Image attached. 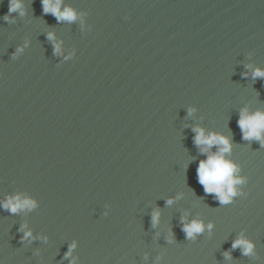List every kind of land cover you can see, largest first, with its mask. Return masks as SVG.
<instances>
[{
	"label": "water",
	"instance_id": "obj_1",
	"mask_svg": "<svg viewBox=\"0 0 264 264\" xmlns=\"http://www.w3.org/2000/svg\"><path fill=\"white\" fill-rule=\"evenodd\" d=\"M53 2L75 19L0 0V262L264 264V144L238 125L264 112V0ZM197 127L230 138L229 203L198 182Z\"/></svg>",
	"mask_w": 264,
	"mask_h": 264
},
{
	"label": "clouds",
	"instance_id": "obj_2",
	"mask_svg": "<svg viewBox=\"0 0 264 264\" xmlns=\"http://www.w3.org/2000/svg\"><path fill=\"white\" fill-rule=\"evenodd\" d=\"M19 0H9V11H15L20 8ZM60 3L53 2V0H43L44 12H52L59 20H73L75 14L71 8H66L64 11L60 10ZM7 18V17H6ZM49 38H52V33H49ZM23 46H21L22 48ZM59 44L56 45L55 50H59ZM254 77L264 76V70L256 69L253 72ZM238 125L243 132V138L246 140H260L264 144V112H256L250 115L247 110H242ZM196 132L194 142L200 147L202 153H206V158L202 159L197 167L198 182L204 187L206 193H215L221 204L231 202L232 198L238 194L239 189L237 185L244 184L245 178L234 176V173L239 171V165L233 163L230 159L225 158V154L230 153L231 143L230 138L227 135L211 132L206 134L203 128L197 127L193 129ZM213 145L218 146V150L215 153L209 152V149ZM35 201L29 198L20 199L17 196L15 199L8 198L3 207L15 213L18 209L35 207ZM168 203H172L169 199ZM160 213L158 210L152 214L153 224L155 225L159 220ZM26 227L22 226L23 228ZM204 224L199 220H192L191 222L183 224V230L188 238H194V234L204 231ZM213 227L212 223L207 225L210 231ZM32 237L31 230L24 232L23 239H29ZM171 239V235L169 236ZM242 246L244 253H249L253 244L246 239L239 238L233 242L232 247ZM73 244L69 249V255L71 254ZM2 264V262H0Z\"/></svg>",
	"mask_w": 264,
	"mask_h": 264
}]
</instances>
